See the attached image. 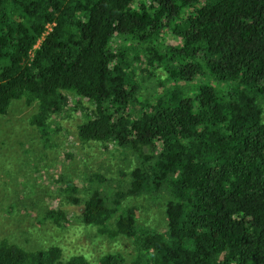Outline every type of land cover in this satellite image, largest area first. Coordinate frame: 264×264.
Listing matches in <instances>:
<instances>
[{
  "label": "trees",
  "instance_id": "16d2710c",
  "mask_svg": "<svg viewBox=\"0 0 264 264\" xmlns=\"http://www.w3.org/2000/svg\"><path fill=\"white\" fill-rule=\"evenodd\" d=\"M20 100L44 146L76 112L84 166L100 147L122 157L79 187L65 154L41 211L61 228L80 208L98 236L130 243V259L96 264H264V0H0V118ZM0 264L91 263L2 239Z\"/></svg>",
  "mask_w": 264,
  "mask_h": 264
},
{
  "label": "rangeland",
  "instance_id": "374dc122",
  "mask_svg": "<svg viewBox=\"0 0 264 264\" xmlns=\"http://www.w3.org/2000/svg\"><path fill=\"white\" fill-rule=\"evenodd\" d=\"M165 80L162 75L154 76L151 87L141 92L145 95L143 98L152 96L159 82ZM165 85L168 86V83L165 82ZM34 112V106H27L20 100L13 102L7 114L0 118V240L6 239L28 250L57 246L65 258L82 255L91 264H96L100 257L107 254H120L130 259V243L124 239L109 240L98 236L93 227L79 221L77 215L80 208L64 207L69 219L65 227L59 228L40 219L42 209L54 205V192L60 189L59 180L64 166L71 162L65 159V154L74 158L70 168L78 176L72 177L79 187L84 186L88 175L105 174L111 177L119 169L122 170L124 164L122 157L111 146L91 151L94 156H88L87 164H82L81 156H75L73 131L79 121L76 112L66 114L69 117L65 120H60V117L57 123L59 130L52 135L55 147L44 146L30 124ZM52 128L56 126L52 125ZM143 205H147L143 219L149 225L160 227L163 215L156 204L148 202Z\"/></svg>",
  "mask_w": 264,
  "mask_h": 264
}]
</instances>
